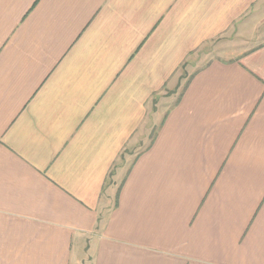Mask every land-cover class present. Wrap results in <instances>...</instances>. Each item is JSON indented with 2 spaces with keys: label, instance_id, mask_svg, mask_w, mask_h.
<instances>
[{
  "label": "crops",
  "instance_id": "1",
  "mask_svg": "<svg viewBox=\"0 0 264 264\" xmlns=\"http://www.w3.org/2000/svg\"><path fill=\"white\" fill-rule=\"evenodd\" d=\"M0 264H264V0H0Z\"/></svg>",
  "mask_w": 264,
  "mask_h": 264
},
{
  "label": "rangeland",
  "instance_id": "2",
  "mask_svg": "<svg viewBox=\"0 0 264 264\" xmlns=\"http://www.w3.org/2000/svg\"><path fill=\"white\" fill-rule=\"evenodd\" d=\"M232 42H230V43H226L225 41L223 42L221 39H215L214 41H212V42H210V43H207V44H205L204 46H202L200 49H198V51L196 52V53H194L193 55L195 56V58H197V61H196V65L197 66H203V64L207 61V59H208V57H209V55H211V53L213 54L214 52H215V50L216 49H218V48H220L221 46H224V45H229V46H232V45H234V51H236L241 45H239L240 44V42H237V40L236 39H230ZM234 42V43H233ZM255 46V45H258V42L257 43H247V42H242V46H245V48H250V47H252V46ZM229 48H232V47H229ZM194 58V59H195ZM192 60V59H191ZM192 66V64H191V62L189 63V65H188V67H187V69H186V73H185V71L184 72H182V75H180V78H179V80H177L178 81V84L176 85V87L172 90V91H170V93L169 94H171V95H173V94H175L176 93V91H175V89L178 87V86H180V87H178L177 88V90H178V93L177 94H175L177 97H176V99H178V97H179V93L181 92V90L183 89L182 87H183V85L185 84L184 82H183V79H185V77H186V74H187V72H189L190 71V67ZM183 78V79H182ZM182 79V80H181ZM181 83H182V86H181ZM165 91H167L166 89H164ZM167 94H168V91H167ZM151 132H153V131H150V134H152ZM149 134V135H150ZM151 136V135H150ZM130 151V149H129V146H127V148H126V151L125 152H129ZM123 156V155H122Z\"/></svg>",
  "mask_w": 264,
  "mask_h": 264
}]
</instances>
